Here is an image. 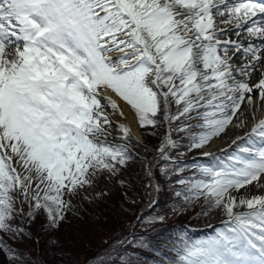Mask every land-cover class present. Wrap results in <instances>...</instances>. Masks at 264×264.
I'll use <instances>...</instances> for the list:
<instances>
[{
  "label": "snow or ice",
  "instance_id": "obj_1",
  "mask_svg": "<svg viewBox=\"0 0 264 264\" xmlns=\"http://www.w3.org/2000/svg\"><path fill=\"white\" fill-rule=\"evenodd\" d=\"M120 102L141 128H167L158 156L169 163L181 134L189 151L204 150L251 122L225 156L203 151L215 163L190 177L182 166L153 172L156 156L144 161L145 175H180L174 212L203 201L200 216L222 218L208 239L177 237L170 264H264V0H0V252L8 264H44L3 238L39 243L29 231L38 218L54 249L52 234L69 213L104 202L109 185L136 203L132 131L112 120L125 117ZM142 187L149 198L161 190Z\"/></svg>",
  "mask_w": 264,
  "mask_h": 264
},
{
  "label": "trees",
  "instance_id": "obj_2",
  "mask_svg": "<svg viewBox=\"0 0 264 264\" xmlns=\"http://www.w3.org/2000/svg\"><path fill=\"white\" fill-rule=\"evenodd\" d=\"M143 131V129H142ZM134 142V141H133ZM136 146L139 147V144L135 142ZM144 147V146H143ZM148 153L155 152L156 150L153 148L152 144L149 143L148 147L145 148ZM199 150H192L187 151L186 153H181L180 157L184 159L185 163L184 167L187 170H192L195 168V164H193V160H189V156H191L193 153H197ZM135 159L132 161L130 168L128 169V173L130 177L133 180V184L136 187L137 193L139 195L136 196V203L134 206V209H145L146 205L142 204L144 201H146L147 196L143 193L142 190L144 185L143 183L146 181L148 182V177L145 175L143 170L139 169L136 165L137 163V156L135 152H132ZM198 165V164H197ZM173 176V175H172ZM164 179L166 183V180L168 178H164L163 176H158L159 179ZM101 187H104L101 185ZM109 188H111V192L109 193L106 200L99 204L92 205L91 208L86 210L85 214L83 213L81 218H78V220L84 224L86 227H89L91 229H96V224L98 222H102L103 220L107 221V225L102 227V236H100L99 239H91L92 241H95V244L90 246L89 242L85 241V239L79 238L76 235H73L72 237H69L68 230L63 226H61L60 230L57 231V238L59 239V236L61 235L62 243L61 249L58 248H50V238L48 240V245L46 246H40V249L38 250V255L36 257H33L32 251L33 248L28 249V253H25V256L27 259H30L33 262L37 261H43L44 264H47L49 262H53L56 264H64L65 259L64 256H67L68 254H73V252L70 251V245L71 242L75 241L76 237L85 243V247H90L92 250L87 252L91 253L92 257H103L105 261H107V264H122V261H129V264H160L161 259H157L155 257L156 252L153 250H161L159 243V240H168L172 244L174 242L177 243L176 238L181 236H187L190 241H198V240H204L208 239L205 236H198L195 231L190 229L191 226H189L188 222H192L190 220L184 221V220H166L164 223H155L150 224L148 221H150L154 217L159 216H165L171 213L175 206H169L167 207L166 204H158L161 200L159 197L155 199V201L158 199L159 201L156 202L153 207H156L155 211L152 213H149L148 209H145L143 213H140L137 220L136 225L134 227L133 232H129V229L127 230V227H122L123 221L125 218H117V211H122L121 209H124L126 204H133L131 201L125 200L121 198L120 190L118 188L112 187L109 185ZM174 192L167 193V196H172ZM175 197V196H174ZM169 198V197H168ZM167 198V199H168ZM175 199H178V197H175ZM178 200H181L179 198ZM164 201V200H163ZM180 203V202H178ZM178 207V206H177ZM117 210V211H116ZM180 213V211H177ZM130 213V212H129ZM197 213V214H196ZM200 211H196L195 214L199 216ZM131 214V213H130ZM112 217H110V216ZM133 215V214H132ZM37 222H32L34 227V232L36 234L40 233L42 228V218H38ZM69 220H67L66 223ZM138 221V222H137ZM106 224V223H104ZM137 226V227H136ZM135 228L137 230H135ZM216 229V228H215ZM45 234V233H44ZM43 234V235H44ZM5 242L14 248V245L12 242H14L12 239H10L7 236L3 237ZM144 240L147 242L146 247H141L139 241ZM30 242V241H29ZM131 242L129 244V247H126V243ZM32 243V242H31ZM132 243H135V245H132ZM109 245H112L111 248H109ZM63 247V248H62ZM131 247V248H130ZM16 249V248H15ZM64 249V250H63ZM166 256V260L173 261L175 259V253L172 251L168 252H162ZM67 254V255H66ZM0 264H8V258L6 254L3 252H0ZM168 264V263H166Z\"/></svg>",
  "mask_w": 264,
  "mask_h": 264
},
{
  "label": "rangeland",
  "instance_id": "obj_3",
  "mask_svg": "<svg viewBox=\"0 0 264 264\" xmlns=\"http://www.w3.org/2000/svg\"><path fill=\"white\" fill-rule=\"evenodd\" d=\"M121 107L123 108L124 111H126L125 117L113 115L112 120L116 124H118L121 121V124H127L129 126L130 121H129L128 117L129 116L134 117V120L136 122V127L138 126L137 131H138V134L140 135L138 138H140L141 140L140 139L137 140L135 135L133 136L134 133L132 132L131 143H133V141L135 142V140H136L139 144V147L134 150L136 153V156H137V160H138L136 165L139 169L143 170V172L145 173L146 165H145L144 161L145 160H152L154 156H156V160L153 163L152 168H153V172H155V173H159V169L161 167L165 166V164H167V166L169 168H173V167L178 168L181 166L184 167V164H182V163H185V162H184V159L180 157V154L186 153L188 151V141L183 136V134H181V136L176 137L177 140L181 141V144H180V147L176 150V152L172 156V161L174 163H169V162H165L163 160H160L159 156H158V146L160 145L161 140L163 139V136L167 131V128L166 127H160L157 130H153L150 127L149 128H141L139 126V124L137 123V118L133 114L132 110L129 107L126 108L125 105H123V104H121ZM125 108H126V110H125ZM119 117H120V121H119ZM142 129H143V131H142ZM241 131L242 130H239L237 132H241ZM113 135L114 136H120L121 134L114 128L113 129ZM233 137H234L233 135H229L228 130H227L226 134H222L219 138H215V139H220L221 143L225 144L226 148H228L229 152H231L232 149L229 148V145L231 144V141L234 140ZM235 139H237V138H235ZM131 143L128 144L129 147H131V145H132ZM149 143H151L153 148L156 150L155 152H150V154L145 149L146 147H148ZM202 151L203 150L199 151L198 153H193L191 156H189L188 159H190V160L193 159V164H195V165H197L196 163L204 164V165L214 164L215 161L211 158L206 159L208 162L207 161L203 162L200 160V159H203V157L201 156ZM216 155L225 156L226 153L221 151ZM196 161H198V162H196ZM182 175L185 177H190L192 175V170L190 171V170H187L185 168V171ZM179 178H180L179 174L173 175L166 180V183H164L165 180L163 178L159 179V180L157 178H154L151 181H150L149 177L147 178L148 182L145 181L143 183L144 185L148 184L150 182H152V183L158 182L160 184V188H161V190L158 193H153L151 198L147 197L146 201H144L142 203V204L146 205L145 209H148L149 213H152L156 210L155 209L156 207H153V205L159 201L158 199L155 201V199L157 197H159L161 200L158 204H166L167 207H169L170 205L172 207L173 206H175V207L179 206V204L182 201V198H181V200H178L179 198L175 199L174 195L167 196V193L175 192L176 190H179L182 187L178 184L173 183V181H175ZM97 191H99V189H97ZM142 191L144 193V190H142ZM178 202H180V203H178ZM202 205H203V201H200V202H197L196 204L192 205L186 211H182L180 213L172 211L171 213H169L168 215H165L164 217H166V220H168V221L174 220V221L178 222V220H184V221L190 220L192 222H188L189 226H192L195 228L200 227V226H208L211 229H209L207 231L212 232L211 230H213V232H212L213 234L211 235V236H213V235H215V231L218 230L220 227H222V224L220 222H218L220 216H218V215H211V216H200L199 215V216H197L196 215L197 213L195 214V212L201 211ZM134 206H135V204H126L125 208L121 209L122 211L119 210V212H118L116 210L118 213L117 218H121V217L125 218L123 221L122 227H124V226L127 227V230L129 229V232H131L133 234L136 233V232H133V230H134V227L136 225V220H137L139 214L143 213V211H145V209L143 210L141 208L134 209ZM91 207H92V205L88 204L87 202H81V205H80L81 211L79 212V215L77 216V215H73L72 213H69V216L67 219V220H69L68 221L69 223L63 224V226L69 232V237L76 235L79 238L85 239V241L89 242L90 246L92 244L93 245L95 244V241H92L91 239H99L100 236H102V229L101 228L105 227V226L106 227L109 226V225H107L108 222L106 220L105 221L103 220L102 222H98L96 224V229H91L89 227H86L84 224H82L78 220V218H81L82 214L83 213L85 214L86 210H88ZM41 218H42V222H43V217H41ZM35 222H37V224H39L38 221H35ZM104 223H106V224H104ZM214 227L216 228L215 231H214ZM135 230H137V229L135 228ZM29 231L32 233V236L37 241H39V243H33V242L31 243V241L30 242L27 241L24 245H18L15 242H12V244L14 245V248H16L17 251H25L26 254L28 253V249L32 247L33 248L32 255H33V257H36L38 255V250L40 249V246H46L49 238L51 239L52 236H50V234L47 230L46 224L44 222L42 223V228H41L40 233L36 234V232H34L33 223H31V225L29 226ZM52 235H54V237L59 241V246L56 248L61 249V244H60V243H62L61 235L59 236V239L57 238V236H58L57 232H55ZM159 241H160L159 246H160L161 250H153L157 254V255H155V257L157 259H164L165 261H167L165 254H163L162 252L171 251V247L173 244L166 239L159 240ZM129 244H131V242L126 243L125 246L129 247L130 246ZM132 245H135V243H132ZM87 246H88V244H87ZM69 247H70V251L73 252L74 255L73 254H68V255L66 254L67 256L63 257L65 259L64 264H84V262L86 260L91 258V255H90L92 253L91 248L87 247L88 251H91V253H88L87 248L85 247V243L80 241L77 237H76L75 241L71 242V245ZM47 264H56V263L49 262Z\"/></svg>",
  "mask_w": 264,
  "mask_h": 264
},
{
  "label": "bare ground",
  "instance_id": "obj_4",
  "mask_svg": "<svg viewBox=\"0 0 264 264\" xmlns=\"http://www.w3.org/2000/svg\"><path fill=\"white\" fill-rule=\"evenodd\" d=\"M121 104H123V102H120ZM124 105V104H123ZM126 108H128V106L125 105ZM125 108V110H126ZM126 112V111H124ZM131 112V111H130ZM129 121H130V124H129V127L131 128V131L134 133L133 135H135V137H139L140 135L138 134V131H137V127H136V122L134 120V117L133 116H129L128 117ZM119 121H120V117H119ZM124 123V122H123ZM118 124H121V121L118 123ZM251 122H249V127L246 128V129H235V128H229L228 129V133L229 135H233L235 136L236 138L238 137H241L243 134L247 133L249 130H250V127H251ZM239 130H242L241 132H237ZM235 134V135H234ZM138 139V138H137ZM234 139V137H233ZM139 140V139H138ZM141 140V139H140ZM221 149H226V146L225 144H222L221 143V140L220 139H214L211 146L209 148H206L205 150L203 151H210V152H215V151H219ZM202 151V153H203Z\"/></svg>",
  "mask_w": 264,
  "mask_h": 264
}]
</instances>
